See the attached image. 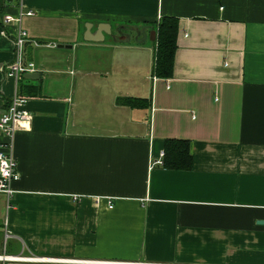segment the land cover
<instances>
[{
	"label": "crops",
	"instance_id": "1",
	"mask_svg": "<svg viewBox=\"0 0 264 264\" xmlns=\"http://www.w3.org/2000/svg\"><path fill=\"white\" fill-rule=\"evenodd\" d=\"M18 6L36 79L6 73ZM164 16L176 44L158 76ZM86 21L111 33L86 40ZM18 84L38 90L0 191V264H264V0H0V114ZM168 137L192 167L153 163Z\"/></svg>",
	"mask_w": 264,
	"mask_h": 264
},
{
	"label": "built area",
	"instance_id": "2",
	"mask_svg": "<svg viewBox=\"0 0 264 264\" xmlns=\"http://www.w3.org/2000/svg\"><path fill=\"white\" fill-rule=\"evenodd\" d=\"M32 13L33 11H23L21 6H18L15 15H3L4 21H15L17 23V29L13 37L14 59L8 63L6 69V73L16 80L21 78L25 71L36 70L34 61L26 57V44L32 42L38 45L39 43L35 39H30L27 31L20 25L22 16ZM26 101V96L16 92V94L11 97L6 109L0 114V132L6 138L4 142L0 143V191H3L7 195L8 200H10L9 197L12 194L11 182L18 176L17 163L12 153V137L15 129L30 116L29 110L25 107ZM153 163L162 164V158L154 160ZM109 206H112L110 201ZM4 257L10 256L1 253L0 259ZM14 257L22 259L31 256L15 255Z\"/></svg>",
	"mask_w": 264,
	"mask_h": 264
},
{
	"label": "trees",
	"instance_id": "3",
	"mask_svg": "<svg viewBox=\"0 0 264 264\" xmlns=\"http://www.w3.org/2000/svg\"><path fill=\"white\" fill-rule=\"evenodd\" d=\"M156 46L153 54L151 72L158 76H167L171 73L173 65V55L175 49V37L177 29V19L164 16L155 24ZM22 91L19 94L34 95L38 90L36 84H18ZM19 90V89H18ZM145 99L129 98L123 101L129 105L136 106ZM193 159L189 148L188 139L168 137L165 139L164 151L162 155V165L167 168L187 169L192 167Z\"/></svg>",
	"mask_w": 264,
	"mask_h": 264
},
{
	"label": "water",
	"instance_id": "4",
	"mask_svg": "<svg viewBox=\"0 0 264 264\" xmlns=\"http://www.w3.org/2000/svg\"><path fill=\"white\" fill-rule=\"evenodd\" d=\"M84 26H85V29L83 32V38L86 40H95V41L102 40L104 38L105 33H107V34L111 33V25L109 22H106V21H101V22L97 23L96 28L94 30L92 29L93 23L90 21H86L84 23ZM117 30L120 32V34H121L120 38L123 41H126L129 38V34L127 32L122 31L121 28H118ZM136 31L139 32L138 29H136ZM155 35H156L155 29H151L149 31L148 37L150 39H154ZM123 36H125V39L123 38ZM56 46H58V47L71 46V44H66V43L60 42V43H57ZM39 74L40 73L37 70L25 71L22 76L24 78H27V79H36L39 77Z\"/></svg>",
	"mask_w": 264,
	"mask_h": 264
},
{
	"label": "rangeland",
	"instance_id": "5",
	"mask_svg": "<svg viewBox=\"0 0 264 264\" xmlns=\"http://www.w3.org/2000/svg\"><path fill=\"white\" fill-rule=\"evenodd\" d=\"M123 55H135L134 52L128 53V54H124ZM131 62L135 63V60L130 59ZM82 109H85L86 112H84V116L82 117L83 119L85 118L86 120H88V117L91 116V114L88 112V110L90 109V107H84Z\"/></svg>",
	"mask_w": 264,
	"mask_h": 264
}]
</instances>
